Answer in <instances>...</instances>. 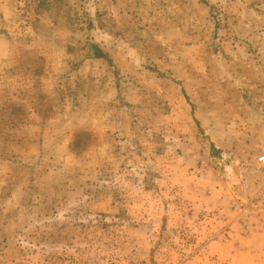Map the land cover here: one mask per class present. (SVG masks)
Returning a JSON list of instances; mask_svg holds the SVG:
<instances>
[{
	"label": "rangeland",
	"instance_id": "1",
	"mask_svg": "<svg viewBox=\"0 0 264 264\" xmlns=\"http://www.w3.org/2000/svg\"><path fill=\"white\" fill-rule=\"evenodd\" d=\"M261 157L264 0H0V264H264Z\"/></svg>",
	"mask_w": 264,
	"mask_h": 264
},
{
	"label": "trees",
	"instance_id": "2",
	"mask_svg": "<svg viewBox=\"0 0 264 264\" xmlns=\"http://www.w3.org/2000/svg\"><path fill=\"white\" fill-rule=\"evenodd\" d=\"M98 51H96V57H105L107 56L106 53H103L100 49H97Z\"/></svg>",
	"mask_w": 264,
	"mask_h": 264
},
{
	"label": "built area",
	"instance_id": "3",
	"mask_svg": "<svg viewBox=\"0 0 264 264\" xmlns=\"http://www.w3.org/2000/svg\"><path fill=\"white\" fill-rule=\"evenodd\" d=\"M260 160L264 164V157H261Z\"/></svg>",
	"mask_w": 264,
	"mask_h": 264
}]
</instances>
